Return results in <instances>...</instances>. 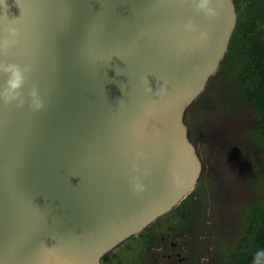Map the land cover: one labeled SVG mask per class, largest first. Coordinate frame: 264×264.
<instances>
[{
	"label": "water",
	"instance_id": "1",
	"mask_svg": "<svg viewBox=\"0 0 264 264\" xmlns=\"http://www.w3.org/2000/svg\"><path fill=\"white\" fill-rule=\"evenodd\" d=\"M199 2L0 0V40L12 38L7 26L21 31L19 45L0 50V91L3 68L30 64L21 91L35 83L44 99L38 112L0 102V264H102L193 189L202 164L185 115L237 20L233 0H210L211 20ZM189 18L197 32L184 31ZM145 75L170 95L146 93ZM149 101L158 111L145 123ZM132 177L147 191L134 195Z\"/></svg>",
	"mask_w": 264,
	"mask_h": 264
},
{
	"label": "rangeland",
	"instance_id": "2",
	"mask_svg": "<svg viewBox=\"0 0 264 264\" xmlns=\"http://www.w3.org/2000/svg\"><path fill=\"white\" fill-rule=\"evenodd\" d=\"M225 63L185 116L204 163L199 180L163 218L108 253L102 264H220L221 249L234 246L246 203L260 195L261 178L252 184L247 175L262 172L264 160L248 131L255 114L242 96L238 63Z\"/></svg>",
	"mask_w": 264,
	"mask_h": 264
},
{
	"label": "trees",
	"instance_id": "3",
	"mask_svg": "<svg viewBox=\"0 0 264 264\" xmlns=\"http://www.w3.org/2000/svg\"><path fill=\"white\" fill-rule=\"evenodd\" d=\"M233 2L236 25L218 70L225 62L231 64L236 60L238 63V73L243 82L242 96L255 114L248 131L261 147L258 153L264 160V0ZM247 177L252 184L253 180L261 178L260 195L246 203L243 230L230 251L221 249L220 264H252L254 254L264 249V169L262 172L249 171Z\"/></svg>",
	"mask_w": 264,
	"mask_h": 264
},
{
	"label": "clouds",
	"instance_id": "4",
	"mask_svg": "<svg viewBox=\"0 0 264 264\" xmlns=\"http://www.w3.org/2000/svg\"><path fill=\"white\" fill-rule=\"evenodd\" d=\"M183 2V0H181ZM210 0H200L199 4L196 6L197 10L203 11L205 13V17L207 19H214L219 16L213 8L209 7ZM183 29L185 32H197L198 26L192 21L190 18L187 23L183 25ZM6 31L9 33L11 39L5 38L0 40V50L7 51L15 45L20 44L21 31L19 27L16 26H7ZM209 39V33L207 31H199L198 41L203 43ZM5 73H9V77L6 81V87L3 91H0V102L3 103L4 106H12L15 108H23L27 103L29 109L32 112H38L44 108V99L40 94V90L38 85L32 83L30 89L27 93V96L21 91L26 83L29 82L31 73H32V65L26 64L21 70L20 65L18 64H9L7 67L3 68ZM25 73H28L26 76ZM140 83L144 86V90L146 93L151 94L152 96H157L160 98L166 97L170 95L165 81L164 84L157 83L155 91L150 86L147 75L142 76L140 78ZM125 85H121V90L125 89ZM30 98V99H29ZM16 102L13 104V102ZM125 103L123 99L119 100V105ZM144 117L143 121L146 123L147 117H153L157 113L158 109L155 107V101H149L142 105ZM137 159H147V156L141 152H136ZM132 170L138 171L139 169L133 165ZM145 178L150 175L149 170H145L142 174ZM173 180H179L180 174L178 171H173L171 173ZM129 185L132 193L134 195L139 196L140 194L147 191V188L140 177H132L129 179ZM252 264H264V249L257 251L252 260Z\"/></svg>",
	"mask_w": 264,
	"mask_h": 264
},
{
	"label": "flooded vegetation",
	"instance_id": "5",
	"mask_svg": "<svg viewBox=\"0 0 264 264\" xmlns=\"http://www.w3.org/2000/svg\"><path fill=\"white\" fill-rule=\"evenodd\" d=\"M186 116V115H185ZM186 119V118H185ZM189 136H190V139H191V141L192 142H194V140L192 139V137H191V134L189 133ZM198 157H199V159H200V156L198 155ZM200 161H201V164H202V166L204 165V163L202 162V160L200 159ZM165 215V214H164ZM163 215V216H164ZM163 216H161V217H159L157 220H155L154 222H152L151 224H153V223H156V222H158L161 218H163ZM151 224H149L148 226H150ZM147 226V227H148ZM147 227H145V228H147ZM162 252H166V254L169 256V257H171V256H173V255H176V253L170 248V249H165V248H162Z\"/></svg>",
	"mask_w": 264,
	"mask_h": 264
}]
</instances>
